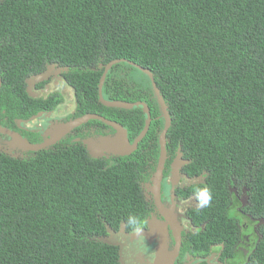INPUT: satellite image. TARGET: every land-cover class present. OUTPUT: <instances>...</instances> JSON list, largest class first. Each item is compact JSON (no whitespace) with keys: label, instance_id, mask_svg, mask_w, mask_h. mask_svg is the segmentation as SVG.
Returning <instances> with one entry per match:
<instances>
[{"label":"trees","instance_id":"16d2710c","mask_svg":"<svg viewBox=\"0 0 264 264\" xmlns=\"http://www.w3.org/2000/svg\"><path fill=\"white\" fill-rule=\"evenodd\" d=\"M121 59L153 74L171 117L167 137L208 174L211 212L224 209L236 182L251 188L264 217V0H3L0 126L14 129V119L63 102L27 93L28 77L57 64L70 69L76 116L102 115L134 140L142 108L99 103L105 66ZM102 92L146 103L153 124L163 125L150 79L127 62L111 68ZM153 124L139 150L110 167L82 146L56 145L26 160L0 153V264H119L116 249L96 237L106 224L141 216L146 150L155 160L159 152ZM256 264H264V242Z\"/></svg>","mask_w":264,"mask_h":264},{"label":"flooded vegetation","instance_id":"af4514ba","mask_svg":"<svg viewBox=\"0 0 264 264\" xmlns=\"http://www.w3.org/2000/svg\"><path fill=\"white\" fill-rule=\"evenodd\" d=\"M69 71V67L50 64L42 73L28 77L27 88L30 89L31 97L47 99L51 96H61L63 102L53 111L38 112L36 115H43L32 122H29L30 119L36 115L28 119H14V129H10L11 131L32 144H42L48 139L47 133L53 131L56 124L82 117L76 116V92L66 78ZM70 102L73 103L72 109L69 108ZM96 122L98 121H89L73 129L59 142L45 149L56 145L82 146L90 158L102 160L107 167L118 159L132 157L139 150L143 140L130 155L108 154L101 149L100 142L114 134V131L102 122ZM152 124L153 119L150 127ZM153 127L158 136V157L155 160L153 152L146 150V171L138 184L142 199L140 214L145 218L142 235L154 256L149 259L147 255L138 252V237L126 227L125 221L120 222L118 228L106 224L105 234L97 236L96 239L102 237L108 240L109 245H106L116 249L119 264H156L162 242L161 249L167 255L178 252L174 264H256L260 246L264 242V217L259 215L250 202L251 188L236 182L229 185L227 204L223 202L224 209H220L218 213L211 212L215 205L214 196L209 206L198 208L193 189L206 185L208 174L206 171L200 172L196 168L197 165H193L188 151L180 142H175L167 136L162 176L158 185H154L152 178L158 168L161 153L159 138L165 121L162 126L154 122ZM6 140L11 141V138L0 135V153H8L10 158L17 160H26L34 155V152L22 148L6 147ZM134 140L130 142L133 144ZM93 147L99 148L101 152H91ZM91 153L97 154L98 157H92Z\"/></svg>","mask_w":264,"mask_h":264},{"label":"water","instance_id":"95a60500","mask_svg":"<svg viewBox=\"0 0 264 264\" xmlns=\"http://www.w3.org/2000/svg\"><path fill=\"white\" fill-rule=\"evenodd\" d=\"M1 1L3 0H0V2ZM121 62H127L130 66L135 67L136 69L141 71L144 75H146L150 79L154 94L157 98V102L160 107V111L162 113V117L165 121L164 130L161 133L160 138H159V144L161 146V153L159 157L158 168H157V172L152 178L154 185H158V181L160 180L162 176V169L164 167V162L166 159L165 144H166L167 132L171 126V117L168 111V106L166 105L160 93V89L157 87L155 83L153 74L149 70L133 62L126 61L125 59L111 61L109 64L105 66L104 72L102 74V77L100 79L99 86H98V95H99V103H101L103 106L108 107V108L123 109V110H132L134 108H142L144 114L146 115L145 125H144V129L138 135V137L134 140L133 144L130 142L128 138V131L121 124L106 120L104 117L97 115V114H89V115H84L75 120L69 121L67 123L56 124L54 126L53 131L47 133L48 139L42 144H32L28 142L26 139H24L22 136H20L19 134L11 131L8 128L0 126V135L8 136L11 138V141H8V140L4 141L5 146L8 148H13V149L22 148L30 152H38L40 150H43L49 146L56 144L62 139L64 135L68 134L73 129L83 124H86L89 121H99L114 131V134H112L108 138H104L101 140L100 142L101 149L106 151L108 154L115 155V156L116 155L127 156L133 153L135 150H137L139 143L146 137L147 132L152 122V117H151V112H150L148 105L142 101L130 103L126 101H109L104 98L102 91H103V86L106 80V76L114 65L119 64ZM65 71H67V68H65ZM1 87H2V78L0 76V89ZM29 90L30 89L27 88V93L30 95ZM42 115L43 114H39V115L32 117L29 122H32L40 118ZM94 151L101 152L99 148L93 147L91 152H94ZM6 155L10 156L8 153ZM91 156L94 158L98 157L97 154L94 155L92 153H91ZM96 240L98 242H102L104 244L109 245V242L106 238L99 237ZM162 245H163V242L161 243V248H162ZM161 248H160L161 251H159L157 254L156 264H174V261H175V258L178 252H174L173 255H167L164 252V250H162Z\"/></svg>","mask_w":264,"mask_h":264},{"label":"clouds","instance_id":"9594fccd","mask_svg":"<svg viewBox=\"0 0 264 264\" xmlns=\"http://www.w3.org/2000/svg\"><path fill=\"white\" fill-rule=\"evenodd\" d=\"M193 193L196 197L197 207L205 208L209 206L211 200L213 199L212 189L207 186H197L193 189ZM126 227L132 230V234L138 237L136 244L138 245V252L145 254L151 259L154 256V252L146 243L145 237L142 235L143 229L145 227V218L137 215H129L126 219Z\"/></svg>","mask_w":264,"mask_h":264},{"label":"rangeland","instance_id":"374dc122","mask_svg":"<svg viewBox=\"0 0 264 264\" xmlns=\"http://www.w3.org/2000/svg\"><path fill=\"white\" fill-rule=\"evenodd\" d=\"M132 74L137 78V79H139V80H141L142 78L141 77H143L142 75H141V73H139L138 71L137 72H132ZM70 98L72 99L73 98V95H72V93L70 92ZM69 108L70 109H72L73 108V103H69Z\"/></svg>","mask_w":264,"mask_h":264}]
</instances>
